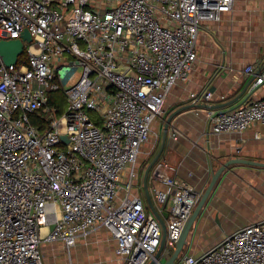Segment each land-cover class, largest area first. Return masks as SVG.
<instances>
[{"label": "built area", "instance_id": "obj_1", "mask_svg": "<svg viewBox=\"0 0 264 264\" xmlns=\"http://www.w3.org/2000/svg\"><path fill=\"white\" fill-rule=\"evenodd\" d=\"M233 4L0 0V40L20 38L24 29L31 34L23 41L26 64L0 59V264H43L46 241L59 242L72 264L77 239L98 226L115 240L122 264L153 258L162 231L133 192L137 157L172 86L187 79L197 59L200 24L219 21ZM254 71L244 68L254 75L250 90L264 87V67ZM56 90L66 103L59 114L48 105ZM189 95L194 102L210 97ZM35 113L43 125L31 122ZM207 118L212 134H241L264 125V97L209 109ZM151 172L153 204L167 212L165 260L201 192L161 162ZM174 264H264V219L236 228L199 255L180 253Z\"/></svg>", "mask_w": 264, "mask_h": 264}, {"label": "crops", "instance_id": "obj_2", "mask_svg": "<svg viewBox=\"0 0 264 264\" xmlns=\"http://www.w3.org/2000/svg\"><path fill=\"white\" fill-rule=\"evenodd\" d=\"M196 52L197 59L187 79L175 83L167 98V102L174 105L170 111L188 104L195 106L172 117L157 161L163 163L169 173L184 179L202 193L213 171L228 159L239 157L264 162V125L252 124L241 134L216 135L210 132L207 118V112L213 106L224 110L264 97V87L257 86L250 90L254 75L244 72L247 65H252L254 72L264 67V0H234L232 9L223 14L219 21L202 22ZM246 86L247 89L241 93ZM193 91L208 92L210 97H201L194 102L189 95ZM222 104L225 106L221 107ZM164 125L165 122L157 152L162 143ZM141 178L137 179L133 192L142 198L150 210ZM156 183L150 170L147 177L150 197ZM158 213L165 223L164 211ZM262 219L264 167L232 165L222 172L206 204L192 223L181 253L199 255L236 228ZM217 226H221L222 232L209 243L200 245L197 241L193 242L205 231ZM43 245L46 247L41 252L48 254L45 264H68L59 242L46 241L41 248ZM70 260L72 264L123 262L116 252L115 240L101 226L94 228L86 237L77 239L70 250Z\"/></svg>", "mask_w": 264, "mask_h": 264}, {"label": "water", "instance_id": "obj_3", "mask_svg": "<svg viewBox=\"0 0 264 264\" xmlns=\"http://www.w3.org/2000/svg\"><path fill=\"white\" fill-rule=\"evenodd\" d=\"M30 40H31V34L28 31V29L23 30L20 38L0 40V59H1V61L5 65L15 64L18 60V56L23 51V47H24L23 41L29 42ZM246 89H247V86L244 88V90L241 93H243ZM236 99L237 98L227 102L226 105L232 103ZM193 106H195V104L184 105L182 107H179V108L173 110L168 115V117L165 120L164 134H163L160 149L156 153V155L153 157V159L150 161V163L147 165V167L144 171V174H143V187L145 190V195H146V199L148 202V206H149L151 212L156 216L157 220L159 221V224L161 226V231H162L161 240H160V244L158 246V249L155 252L153 258L147 264H174L175 263V260L178 258V256L180 255V253L183 250V247L187 243L186 238H187L188 232L192 226V223L194 222L195 218L197 217V215L202 210L203 206L206 204V201H207L208 197L210 196V194L213 192L215 186L217 185V182H218L222 172H224L225 170H229L230 167L232 165H235V164L264 167V162L234 157V158H230L227 161L223 162L218 167V169L213 171L211 178L208 182V185L206 186L205 190L200 194V197L198 198V201H197L193 211L188 216V218H187V220H186V222L182 228L181 234L175 243V247H174L171 255L167 259H165L164 262H160V258L162 256V251H163V248L165 245L166 226H165V223L162 220L160 214L157 212V210H156V208L152 202V199L149 195V191H148V187H147V177H148L150 170L152 169V166L159 159L160 152H161L163 144H164V139H165V134H166L165 131L168 128V125L171 122L172 117L175 116L176 114H178L179 112H181L185 109L191 108ZM223 106H225V104H222L221 107H223ZM215 108H218V107L213 106V108H211V109H215ZM61 139L63 141H67L65 136H61ZM166 215H167V212H164V216H166ZM50 228H53V225H51Z\"/></svg>", "mask_w": 264, "mask_h": 264}, {"label": "rangeland", "instance_id": "obj_4", "mask_svg": "<svg viewBox=\"0 0 264 264\" xmlns=\"http://www.w3.org/2000/svg\"><path fill=\"white\" fill-rule=\"evenodd\" d=\"M54 98H55V100H57L61 104L62 109H64L66 107L65 97H64L63 92L61 90L59 91V95H57V97L54 96ZM173 107H174V105L171 104L169 101L167 102V99H166L163 113L159 117H157V119L152 124V130L153 131H152V134H151L149 140L141 147L140 155L137 157V162L135 164V167H136L137 172H138L137 176H138L139 180H140V177L143 178V173H144L147 165L150 163V161L153 159V157L157 153V150L159 147V140H160V133L162 130V126H163L166 118L168 117V115L172 112V111H170V109ZM91 114L95 118H97V115L95 113L93 114L91 112ZM135 179H134V181H135ZM134 181H133V186H134ZM136 181H138V180H136ZM220 232H222V228H221V226H217V228L211 229L209 231H205L201 236H199L197 238V240L196 239L193 240V242L197 241V243H199L200 245H205L206 243H209L211 239L217 237L218 233H220ZM44 247H46V245H43V248H41V250L44 249ZM41 255H42L43 264H45V262L47 261V258H48V256H47L48 254L41 252ZM164 258H165V256H162L160 258L161 262H164Z\"/></svg>", "mask_w": 264, "mask_h": 264}, {"label": "trees", "instance_id": "obj_5", "mask_svg": "<svg viewBox=\"0 0 264 264\" xmlns=\"http://www.w3.org/2000/svg\"><path fill=\"white\" fill-rule=\"evenodd\" d=\"M26 63H27V54H26V50L24 49L22 54L18 57V65L26 64ZM59 91L60 90L51 91L49 93V100H48V105L54 107L57 114L61 113L63 110L61 108V104L54 98V96L57 97V95H59ZM31 122L40 123V125H43V122L45 123V120L41 118L38 113H35L34 115H31Z\"/></svg>", "mask_w": 264, "mask_h": 264}]
</instances>
